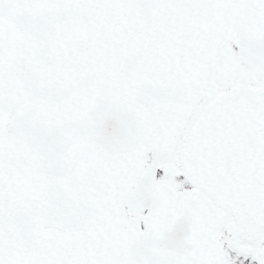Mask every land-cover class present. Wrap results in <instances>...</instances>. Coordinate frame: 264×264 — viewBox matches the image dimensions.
<instances>
[{"label": "snow or ice", "instance_id": "1", "mask_svg": "<svg viewBox=\"0 0 264 264\" xmlns=\"http://www.w3.org/2000/svg\"><path fill=\"white\" fill-rule=\"evenodd\" d=\"M0 264H264V0H0Z\"/></svg>", "mask_w": 264, "mask_h": 264}]
</instances>
